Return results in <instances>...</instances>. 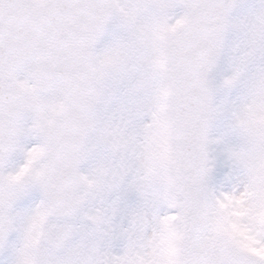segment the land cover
Listing matches in <instances>:
<instances>
[{
  "label": "snow or ice",
  "instance_id": "snow-or-ice-1",
  "mask_svg": "<svg viewBox=\"0 0 264 264\" xmlns=\"http://www.w3.org/2000/svg\"><path fill=\"white\" fill-rule=\"evenodd\" d=\"M0 264H264V0H0Z\"/></svg>",
  "mask_w": 264,
  "mask_h": 264
}]
</instances>
